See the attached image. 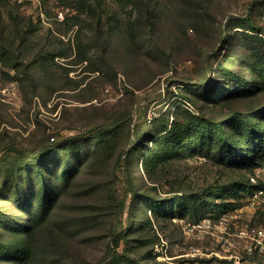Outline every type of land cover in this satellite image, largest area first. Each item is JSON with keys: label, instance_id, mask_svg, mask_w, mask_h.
I'll use <instances>...</instances> for the list:
<instances>
[{"label": "rangeland", "instance_id": "obj_1", "mask_svg": "<svg viewBox=\"0 0 264 264\" xmlns=\"http://www.w3.org/2000/svg\"><path fill=\"white\" fill-rule=\"evenodd\" d=\"M244 32L264 38V0H0V264H231L214 252L242 244L241 226L264 228V195L209 188L264 186L262 171L249 179L264 162L239 169L172 147L143 159L165 141L152 120L179 117L177 105L214 120L264 111L261 86L224 99L198 91L226 69L254 80ZM124 187L135 195L120 211ZM195 191L206 201L180 207ZM170 198L167 213L159 201ZM225 205L224 231L188 230Z\"/></svg>", "mask_w": 264, "mask_h": 264}, {"label": "trees", "instance_id": "obj_2", "mask_svg": "<svg viewBox=\"0 0 264 264\" xmlns=\"http://www.w3.org/2000/svg\"><path fill=\"white\" fill-rule=\"evenodd\" d=\"M247 19L248 25L253 27L251 15H248ZM242 34L244 38L249 37V43L252 47L251 61L248 66L253 76L255 75L254 80L242 77L235 74L232 70L226 69L221 72V80H219L217 85H202L201 90H198L202 95L207 93L216 95L220 99L234 98L247 96L259 86L264 87V38L258 34H249L248 32ZM177 112H179V117L175 116L170 120L164 114L152 120L151 137H162L165 141L163 142L164 145H157L154 149H149L145 153L143 160L146 162L152 159L155 161L159 158H165L169 155V152H167L169 147L175 149V154L198 153L213 158L218 163L239 169L250 168L259 164V162H264V111L253 117L238 114L226 120H214L204 116L199 111L195 112L179 105H177ZM103 127L101 124L96 125L81 136L90 137ZM53 147L46 148L40 153H47ZM259 166L262 167L263 165L256 167L258 168ZM240 185L242 186L239 187ZM251 186L249 181L230 180L225 185L211 186L209 195L214 193V195L219 197H226L231 194L236 198L239 197L241 188L248 190L251 189ZM124 192V196L118 201L120 211L124 207L128 193L135 195L133 188L127 189L124 187ZM173 198L159 201L161 206L166 204V206H163V210H166L167 213L174 206L171 201ZM205 199L206 197L195 191L191 194H185L182 198V203L179 205L180 207L188 208L192 203L200 200L206 201ZM226 205L220 211L227 209ZM218 206L216 204V207ZM112 227L114 228V224H112ZM117 245L118 240L114 235L113 239L107 243L104 257L111 256ZM4 250L6 251L7 248L5 247ZM24 251V247H19L14 250V253L20 255ZM112 258L114 259L113 256Z\"/></svg>", "mask_w": 264, "mask_h": 264}, {"label": "built area", "instance_id": "obj_3", "mask_svg": "<svg viewBox=\"0 0 264 264\" xmlns=\"http://www.w3.org/2000/svg\"><path fill=\"white\" fill-rule=\"evenodd\" d=\"M262 171L264 173V167L263 168H257L256 173L252 174L249 179L252 183L256 181V175H258V172ZM253 198H258L262 195H264V186L258 187L253 186L252 189H250L249 193ZM221 217H218V221H214L212 217L206 216L198 221L192 223L189 225L188 230L191 232H206V233H214L217 229L224 231L227 228V224L225 220V215L230 214V211H220ZM219 215V216H220ZM230 214L229 216H231ZM238 240H242L240 242L242 244L237 243V245L234 247V251L232 253L228 254H219L218 252H214L215 255L231 260V264H264L261 260H255L254 254L256 252L264 253V228L261 227H251L247 228V226H241L235 233ZM192 257H197L199 255L198 249L193 248L191 253H189ZM197 258L193 259L191 264H198Z\"/></svg>", "mask_w": 264, "mask_h": 264}]
</instances>
